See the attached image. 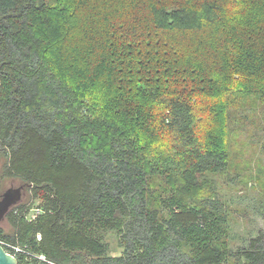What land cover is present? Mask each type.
<instances>
[{
    "label": "trees",
    "instance_id": "obj_1",
    "mask_svg": "<svg viewBox=\"0 0 264 264\" xmlns=\"http://www.w3.org/2000/svg\"><path fill=\"white\" fill-rule=\"evenodd\" d=\"M134 3L0 0L1 178L28 192L0 239L17 264H264L263 213L233 237L223 195L243 100L264 158V0Z\"/></svg>",
    "mask_w": 264,
    "mask_h": 264
},
{
    "label": "rangeland",
    "instance_id": "obj_2",
    "mask_svg": "<svg viewBox=\"0 0 264 264\" xmlns=\"http://www.w3.org/2000/svg\"><path fill=\"white\" fill-rule=\"evenodd\" d=\"M106 1H108L109 5L117 3L120 4V6L123 5V10L131 9V5L134 3V0H103V2ZM136 1L138 3H147L151 0ZM134 5L137 4L134 3L132 6ZM92 26L94 27V25ZM182 33L184 35H193L191 32H187L186 30H183ZM70 34L72 35V32ZM92 40H96L95 37L84 39V42L80 44L79 47L81 48L85 45L90 46V42ZM73 43L75 44V42ZM96 50L93 55L95 56V54H97L95 57H98L101 51L98 50L96 52ZM73 70L77 72L79 71V69ZM71 72L72 71H69V73ZM241 105L240 111L237 114V122L232 124V128L237 135L233 138V157L235 164L231 170L238 173L241 182L238 179V181L234 180L230 184L232 188L225 189L223 194L229 206L234 210V213L237 216V218H234L233 221L230 222L233 237H238L240 234L246 233L248 229L252 232V235H255V223L249 221L251 216L242 213V207L251 212H262L264 215V200L258 202V197L264 196V184H262L261 181L264 176L262 168L264 158L259 152V128L261 127L263 117L260 109L258 108L259 104L243 100ZM23 184L24 183L18 178L2 179L0 164V194L4 193L9 188L24 187ZM225 188H227V186ZM23 192L24 196L20 203L27 200L28 192L26 191V187H24ZM258 223L260 226H263L259 219ZM0 226L3 227L7 233L10 231L6 218L0 223ZM108 237H111V235ZM109 240H111L112 246L114 247L115 243L112 241V238Z\"/></svg>",
    "mask_w": 264,
    "mask_h": 264
},
{
    "label": "water",
    "instance_id": "obj_3",
    "mask_svg": "<svg viewBox=\"0 0 264 264\" xmlns=\"http://www.w3.org/2000/svg\"><path fill=\"white\" fill-rule=\"evenodd\" d=\"M24 187L9 188L1 195L0 200V223L5 219V216L10 209L19 204L24 196ZM17 258L7 253L0 246V264H17Z\"/></svg>",
    "mask_w": 264,
    "mask_h": 264
},
{
    "label": "built area",
    "instance_id": "obj_4",
    "mask_svg": "<svg viewBox=\"0 0 264 264\" xmlns=\"http://www.w3.org/2000/svg\"><path fill=\"white\" fill-rule=\"evenodd\" d=\"M39 213L40 211L38 209H33L30 211L29 214L26 215L25 218L28 221L34 220ZM0 246H2L7 253L13 256H15V253H18L20 251V248L18 246H10L6 244L4 241H2L1 239H0ZM40 259L43 260L42 257H40Z\"/></svg>",
    "mask_w": 264,
    "mask_h": 264
},
{
    "label": "flooded vegetation",
    "instance_id": "obj_5",
    "mask_svg": "<svg viewBox=\"0 0 264 264\" xmlns=\"http://www.w3.org/2000/svg\"><path fill=\"white\" fill-rule=\"evenodd\" d=\"M1 195H2V194H0V200H1Z\"/></svg>",
    "mask_w": 264,
    "mask_h": 264
}]
</instances>
